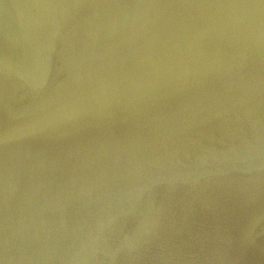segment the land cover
Instances as JSON below:
<instances>
[{
  "label": "water",
  "instance_id": "obj_1",
  "mask_svg": "<svg viewBox=\"0 0 264 264\" xmlns=\"http://www.w3.org/2000/svg\"><path fill=\"white\" fill-rule=\"evenodd\" d=\"M0 264H264V0H0Z\"/></svg>",
  "mask_w": 264,
  "mask_h": 264
}]
</instances>
